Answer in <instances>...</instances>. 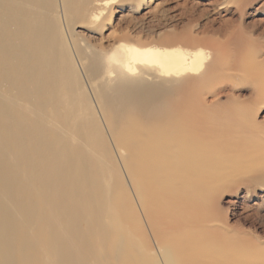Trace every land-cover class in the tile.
Masks as SVG:
<instances>
[{
    "label": "bare ground",
    "instance_id": "1",
    "mask_svg": "<svg viewBox=\"0 0 264 264\" xmlns=\"http://www.w3.org/2000/svg\"><path fill=\"white\" fill-rule=\"evenodd\" d=\"M123 1L0 0V264H264L263 245L242 247L216 208L229 172L192 137L190 83L213 63L195 46L207 37L186 29L147 42L121 31L105 56L76 40L75 26L104 27ZM252 1L229 0L238 19L225 21L226 41L251 39L239 20ZM69 42L141 220L102 188L104 165L75 132ZM255 135L245 129L243 146Z\"/></svg>",
    "mask_w": 264,
    "mask_h": 264
},
{
    "label": "rangeland",
    "instance_id": "2",
    "mask_svg": "<svg viewBox=\"0 0 264 264\" xmlns=\"http://www.w3.org/2000/svg\"><path fill=\"white\" fill-rule=\"evenodd\" d=\"M263 5L264 0H253L246 7L245 17L239 20L242 25L250 26L247 34L251 39L246 40L232 38L226 41L230 24L225 21L238 19L229 0H153L151 3L148 0H124L112 5L111 22L104 27L73 28L82 47L87 44L86 49L95 50L100 56L108 54L114 37L121 31L147 42H156L166 33L186 29L198 38L207 37L208 44L195 46L203 49L208 57L212 52L213 63L206 80L190 83L192 137L206 152H212L214 165L229 172L228 183L222 184L215 205L232 229L231 235L238 236L242 247H252L255 243L264 247V96L257 94L264 87ZM252 22H255L253 27ZM64 32L66 34L65 29ZM68 47L73 76L78 83L76 87H81L76 96L81 111L76 124L81 127L75 132L104 165L105 175L100 179L102 188L108 187L109 192L116 190L122 197L120 206L130 210L136 220H141L129 180L118 159L119 148L110 123L95 101L88 85V74L75 48L70 42ZM245 129L256 134L247 146L242 144ZM216 138L229 141H222L219 146L211 145ZM134 208L138 218L133 213ZM115 219L120 221V218Z\"/></svg>",
    "mask_w": 264,
    "mask_h": 264
}]
</instances>
